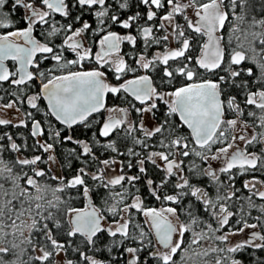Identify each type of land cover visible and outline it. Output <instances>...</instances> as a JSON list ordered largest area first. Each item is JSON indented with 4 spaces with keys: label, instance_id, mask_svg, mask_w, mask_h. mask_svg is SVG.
<instances>
[{
    "label": "snow or ice",
    "instance_id": "snow-or-ice-1",
    "mask_svg": "<svg viewBox=\"0 0 264 264\" xmlns=\"http://www.w3.org/2000/svg\"><path fill=\"white\" fill-rule=\"evenodd\" d=\"M0 264H264V0H0Z\"/></svg>",
    "mask_w": 264,
    "mask_h": 264
}]
</instances>
